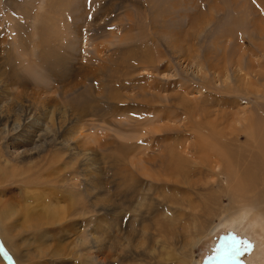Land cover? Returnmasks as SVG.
<instances>
[{
    "label": "rangeland",
    "instance_id": "1",
    "mask_svg": "<svg viewBox=\"0 0 264 264\" xmlns=\"http://www.w3.org/2000/svg\"><path fill=\"white\" fill-rule=\"evenodd\" d=\"M0 109V207L36 194L66 213L45 256L1 231L3 264H171L248 183L253 148L231 139L264 121V0H0ZM237 224L196 264H264V239Z\"/></svg>",
    "mask_w": 264,
    "mask_h": 264
},
{
    "label": "bare ground",
    "instance_id": "2",
    "mask_svg": "<svg viewBox=\"0 0 264 264\" xmlns=\"http://www.w3.org/2000/svg\"><path fill=\"white\" fill-rule=\"evenodd\" d=\"M23 17H24V15H23ZM40 26L41 25H39V28H41ZM17 27H19V26H17ZM42 27L44 28V26H42ZM41 32H43V31H41ZM52 38H54V37H52ZM47 42H51V41L48 40ZM44 46H47V45H44ZM66 47H68V46H66ZM51 48H53V47H51ZM98 53H99V51H98ZM109 70H110V68H109ZM113 70H115V69H112L110 71H113ZM56 73H57V75H61L59 72H56ZM87 73L92 74L93 70H92V73H90L88 71H87ZM113 73L114 72H112V74ZM94 74L95 73H93V75ZM109 74H110V72H109ZM61 76H63V75H61ZM18 101H19V99H18ZM71 109H73L72 105H71ZM82 110L83 109H81L79 111L81 112ZM0 111H2V110L0 109ZM3 116H5V115H3ZM248 124H249V126L246 130H242L243 132L236 133L235 135L233 134V139H231V141H233L238 147H242V145L247 144L248 146L253 148V149L250 148V150H247L245 153L239 154V156H240L239 158H242L241 160L243 162L241 164H238V166H237L240 170V171L238 170V172L241 174V176L245 175V173H246V176L248 178H243L242 180L247 181L248 182L247 185H245V187H240V189H238L236 191H233L234 189L233 190L231 189V188H233V186H231V188H229L227 190V194H225V195H226V197H228V201H229L230 205H229L228 209H224V208L219 207V209L223 210L224 215L221 216V218H219V220L216 224L212 225V223H211L212 226L208 224L209 227H204V228H200V229L195 224H194V226H192V228H193L191 230L192 233L188 234L186 236L185 244L180 246V248L178 249L179 251L176 252V258H174L175 261L171 260L172 261L171 264H196L197 262L194 260V251L202 243V241H204L206 238L210 237L211 234L215 233L216 230H218L222 226L226 227L225 225H233V224H237V223H239L241 225L244 224V221L246 220V218L251 220V222H252V226H250V225L248 226V227H250L249 228L250 231H252L257 237H259L260 240L264 239V121L257 128H255L253 126L254 125V119H252L251 122H249ZM18 132H15V133H18ZM239 137H243L244 141L242 140V142H241ZM36 145H37V143H36ZM236 145H235V147H236ZM239 145H241V146H239ZM202 147H204V145L198 146V150L202 151ZM245 148H246V146H245ZM37 150H39V149H37ZM203 155H205V154H203ZM235 155H237V154L235 153ZM213 157L217 158V156L211 155L210 159L212 160ZM237 157H238V155H237ZM197 158H199V157H197ZM205 158L200 157V159H199L203 168L206 167L205 170L208 169V170H210V172H212L217 177H221L223 174H217L216 172H214L215 167H213V168L210 167L212 165L213 161H211V162L207 161L208 159H205ZM195 159H196V157H195ZM203 159H205L206 161L204 162ZM215 160L216 159H214V162H215ZM162 162H164V161H162ZM193 162H195V161H193ZM247 163H249V166L254 168L253 172H246V171H249L246 168V166L248 165ZM166 165L168 166V164H166ZM176 165L174 166L175 172L177 171L176 175L183 176V174L185 173V170H186V169H184V167L187 164L186 163L185 164L180 163V164H178V166H176ZM160 166H163V165H160ZM215 166L217 167V165H215ZM249 166H247V167H249ZM171 167L172 166H170V169H171ZM241 167H244V169L242 170ZM167 168H169V166L165 167L163 169L166 170ZM201 169H202V167H201ZM174 170L172 169V171H174ZM172 171L168 170V172H170V174ZM224 176H226V178L228 179V176L225 173H224ZM238 180L241 181V179H238ZM220 183H222L221 180L218 184L219 187H220ZM207 184H208V182H207ZM208 188H210L209 185H208ZM24 191H25L24 194L27 195L30 192H32L33 190L26 189ZM236 192H237V194H236ZM216 201H218V200H216ZM33 204H35V205H33ZM52 204L53 203H49L48 201L40 200L38 195L35 194L31 197V201H29V203L26 206H17V207H13V208H9V209L7 208L8 206L0 207V233L2 231L5 241H7L9 244H11L12 241L14 242L15 239H17L18 237H20L22 235V233L28 234L30 237L28 245L31 246L32 250H26L25 251L26 257L29 255V252H31V251L33 252V254H35V255H33L34 257H40V256L47 255L49 244L51 242L50 239L52 237L51 234L49 233L50 230L48 231V227L49 226L51 227V225H53V224L62 222L63 220H65V217H66L65 210L58 209L56 206H54L55 204L54 205H52ZM235 204H237V206H235ZM220 205H221V201H218L217 203H215V202L212 203L211 207H213V208L210 209V211L211 210L214 211L215 206H220ZM35 206L42 207V209H40V208L35 209ZM169 210L170 209L167 208L166 212H168ZM210 214H212V213H210ZM206 221H205V223H206ZM249 223H250V221H249ZM200 225H202V224H199L198 226H200ZM202 226H207V225H202ZM233 226H236V225H233ZM95 236L97 238H99L102 236V233H97ZM167 238H171V236H167ZM46 243H48V244H46ZM140 244H141V242L139 241L137 244H132V243L129 244L128 243L126 245L128 247L132 246L133 247L132 250H136V249H138V245H140ZM166 245L170 247L173 244L166 243ZM262 250L264 251V246H263ZM123 251L124 250L118 251L117 252V253H119L118 255H121L123 253ZM138 252L142 253L140 250ZM161 255L162 254L160 253L159 256H155L153 258V260H156L157 264H169V263L161 262V259H160ZM148 259H150V258H148L146 255H144L143 259H139L137 261L139 263H142ZM110 262H111V258L107 257L104 260L98 261L97 263L98 264H108ZM0 264H3L1 259H0ZM260 264H263V262H261Z\"/></svg>",
    "mask_w": 264,
    "mask_h": 264
},
{
    "label": "flooded vegetation",
    "instance_id": "3",
    "mask_svg": "<svg viewBox=\"0 0 264 264\" xmlns=\"http://www.w3.org/2000/svg\"><path fill=\"white\" fill-rule=\"evenodd\" d=\"M214 262V264H217V261H213Z\"/></svg>",
    "mask_w": 264,
    "mask_h": 264
},
{
    "label": "water",
    "instance_id": "4",
    "mask_svg": "<svg viewBox=\"0 0 264 264\" xmlns=\"http://www.w3.org/2000/svg\"><path fill=\"white\" fill-rule=\"evenodd\" d=\"M210 264H214V262H211Z\"/></svg>",
    "mask_w": 264,
    "mask_h": 264
}]
</instances>
